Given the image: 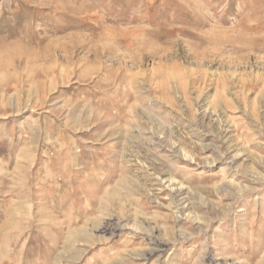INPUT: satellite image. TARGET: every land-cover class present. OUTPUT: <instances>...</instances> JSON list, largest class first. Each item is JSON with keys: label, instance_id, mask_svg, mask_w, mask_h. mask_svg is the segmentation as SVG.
Returning a JSON list of instances; mask_svg holds the SVG:
<instances>
[{"label": "rangeland", "instance_id": "rangeland-1", "mask_svg": "<svg viewBox=\"0 0 264 264\" xmlns=\"http://www.w3.org/2000/svg\"><path fill=\"white\" fill-rule=\"evenodd\" d=\"M0 264H264V0H0Z\"/></svg>", "mask_w": 264, "mask_h": 264}]
</instances>
